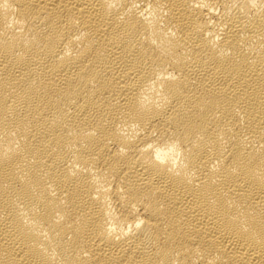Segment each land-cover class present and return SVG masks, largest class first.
<instances>
[{"label":"bare ground","instance_id":"1","mask_svg":"<svg viewBox=\"0 0 264 264\" xmlns=\"http://www.w3.org/2000/svg\"><path fill=\"white\" fill-rule=\"evenodd\" d=\"M0 264H264V0H0Z\"/></svg>","mask_w":264,"mask_h":264}]
</instances>
